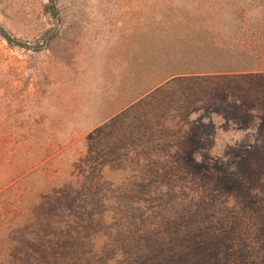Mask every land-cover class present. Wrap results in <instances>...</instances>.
Returning a JSON list of instances; mask_svg holds the SVG:
<instances>
[{
    "label": "rangeland",
    "instance_id": "obj_1",
    "mask_svg": "<svg viewBox=\"0 0 264 264\" xmlns=\"http://www.w3.org/2000/svg\"><path fill=\"white\" fill-rule=\"evenodd\" d=\"M50 3L0 0V264L33 262L20 214L60 167L119 232L78 264H264V0ZM37 135L81 141L36 171Z\"/></svg>",
    "mask_w": 264,
    "mask_h": 264
},
{
    "label": "trees",
    "instance_id": "obj_2",
    "mask_svg": "<svg viewBox=\"0 0 264 264\" xmlns=\"http://www.w3.org/2000/svg\"><path fill=\"white\" fill-rule=\"evenodd\" d=\"M199 1L205 3V0ZM50 2L48 5L49 12L52 16L60 19L61 12L56 0H50ZM195 10L200 17L209 14V9L205 7ZM162 14L165 18L176 19L183 16V11L179 8L168 7L162 10ZM0 34L10 43L22 44L12 39L3 27H0ZM55 37V34L46 36L44 44L36 47V50L48 49ZM251 48L246 47V49ZM236 56L239 58L241 55ZM253 56H248V58L254 59ZM262 71L264 69H261ZM183 73L186 72L176 70L171 64L167 65L161 71L155 87H163L165 84L179 81L184 77L180 76ZM80 141L81 138H71L67 143H64L55 135H37L35 139L37 144L35 152L36 171H41L44 168L47 171V168H51L54 161L67 149L77 145ZM62 171H64L63 167L54 170L55 178L52 177L53 175L47 174L46 181L42 185L43 190H38L41 194L37 193L35 201L29 208V213L25 215V211L24 214L22 211L20 214L19 225L23 227L24 232H29L28 235L30 236L29 241H27L28 245L23 247V249H28L24 251L20 248L17 253V257L22 261L30 256L28 253L32 250L31 259L33 262L31 264H78L84 258L86 249L92 250L96 246L98 249H102L111 243L113 236H117L119 233L107 229L111 222L110 214L105 209L98 211L100 207H103V204H99L100 200L85 196V192L93 185L91 183L86 184L83 174L78 172L76 167H72L68 173H66L67 170L64 171L65 175ZM144 218L145 214L135 215L131 225H135L134 228L138 229ZM101 227L107 233L103 232L101 235ZM24 242L25 238L22 237L18 241L19 246H25ZM157 251L156 249L155 252L157 253ZM10 255H13V252ZM3 263H9L8 259H4Z\"/></svg>",
    "mask_w": 264,
    "mask_h": 264
}]
</instances>
